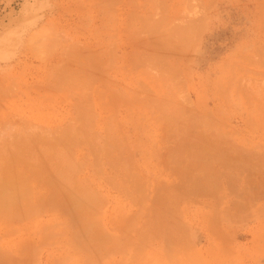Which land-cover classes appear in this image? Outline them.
<instances>
[{"label":"rangeland","instance_id":"374dc122","mask_svg":"<svg viewBox=\"0 0 264 264\" xmlns=\"http://www.w3.org/2000/svg\"><path fill=\"white\" fill-rule=\"evenodd\" d=\"M0 264H264V0H0Z\"/></svg>","mask_w":264,"mask_h":264}]
</instances>
